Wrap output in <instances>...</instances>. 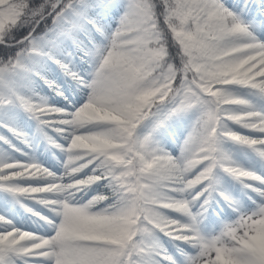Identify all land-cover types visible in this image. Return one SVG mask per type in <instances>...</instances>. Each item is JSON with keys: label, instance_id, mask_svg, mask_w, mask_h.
Here are the masks:
<instances>
[{"label": "snow or ice", "instance_id": "6c2138e0", "mask_svg": "<svg viewBox=\"0 0 264 264\" xmlns=\"http://www.w3.org/2000/svg\"><path fill=\"white\" fill-rule=\"evenodd\" d=\"M0 264H264V0H0Z\"/></svg>", "mask_w": 264, "mask_h": 264}]
</instances>
